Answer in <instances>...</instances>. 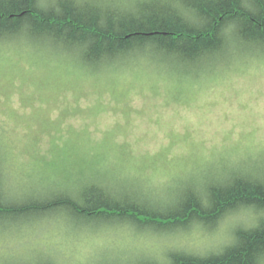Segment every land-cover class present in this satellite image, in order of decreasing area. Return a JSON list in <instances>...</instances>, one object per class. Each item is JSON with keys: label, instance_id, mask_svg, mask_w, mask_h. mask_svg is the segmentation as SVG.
I'll list each match as a JSON object with an SVG mask.
<instances>
[{"label": "rangeland", "instance_id": "374dc122", "mask_svg": "<svg viewBox=\"0 0 264 264\" xmlns=\"http://www.w3.org/2000/svg\"><path fill=\"white\" fill-rule=\"evenodd\" d=\"M34 51L0 46V138L10 163L3 192L10 204L94 177L126 191L135 186L157 202L176 187L264 164V60L179 82L148 66L92 75L70 56ZM8 222L0 224V263L17 264H138L170 246H224L246 225L239 215L215 232L163 235L77 227L63 217Z\"/></svg>", "mask_w": 264, "mask_h": 264}, {"label": "trees", "instance_id": "16d2710c", "mask_svg": "<svg viewBox=\"0 0 264 264\" xmlns=\"http://www.w3.org/2000/svg\"><path fill=\"white\" fill-rule=\"evenodd\" d=\"M0 42L70 56L92 75L148 66L195 82L264 60V0H0ZM8 164L0 138V224L63 217L77 227L108 224L172 235L215 232L242 215L246 225L224 246H170L162 257L138 264H264V164L256 172L235 169L176 187L157 202L134 183L126 191L94 177L46 189L19 205L3 192ZM7 263L17 264H0Z\"/></svg>", "mask_w": 264, "mask_h": 264}, {"label": "bare ground", "instance_id": "6f19581e", "mask_svg": "<svg viewBox=\"0 0 264 264\" xmlns=\"http://www.w3.org/2000/svg\"><path fill=\"white\" fill-rule=\"evenodd\" d=\"M1 43V42H0ZM117 192H119V189L118 190H116ZM121 192V191H120ZM123 196V195H122Z\"/></svg>", "mask_w": 264, "mask_h": 264}]
</instances>
